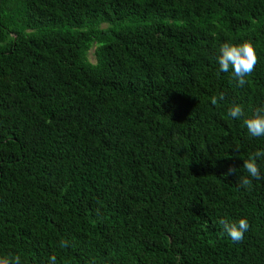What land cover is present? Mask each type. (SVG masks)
Masks as SVG:
<instances>
[{
  "label": "trees",
  "instance_id": "16d2710c",
  "mask_svg": "<svg viewBox=\"0 0 264 264\" xmlns=\"http://www.w3.org/2000/svg\"><path fill=\"white\" fill-rule=\"evenodd\" d=\"M245 41L241 87L216 58ZM237 104L264 107V0H0V257L264 264V179L237 183L264 137Z\"/></svg>",
  "mask_w": 264,
  "mask_h": 264
},
{
  "label": "clouds",
  "instance_id": "9594fccd",
  "mask_svg": "<svg viewBox=\"0 0 264 264\" xmlns=\"http://www.w3.org/2000/svg\"><path fill=\"white\" fill-rule=\"evenodd\" d=\"M218 52L219 54L216 58L219 65L217 74L221 72L228 73L231 70L232 76L239 86L243 87L248 83L246 77L253 73L258 63V57L253 44L247 41L240 44L225 42L219 47ZM219 99H224L222 94ZM211 102L216 104L217 98L213 97ZM228 115L233 120H241L242 126L246 128L250 137H264V107L256 109L251 116H246L243 107L237 104L228 109ZM233 150L238 152L239 147ZM258 160H264V149H259L248 159H244L243 170L245 174L241 175L237 181L239 187L248 189L251 187L253 180L264 179V174H262L257 162ZM235 172V167H229L225 175H232ZM218 223L233 242H241L244 239L245 233L250 228L246 218H241L238 222L221 218ZM60 247H68L67 241L61 240ZM56 259L55 255L51 256L49 264H56ZM0 264H22V261L19 255H9L0 257Z\"/></svg>",
  "mask_w": 264,
  "mask_h": 264
}]
</instances>
